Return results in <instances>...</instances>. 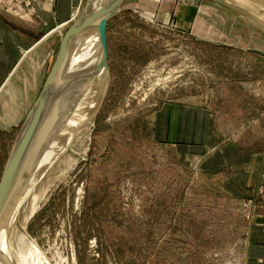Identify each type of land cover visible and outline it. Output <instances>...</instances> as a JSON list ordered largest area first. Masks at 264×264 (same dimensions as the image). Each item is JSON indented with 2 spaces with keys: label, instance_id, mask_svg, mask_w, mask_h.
Returning a JSON list of instances; mask_svg holds the SVG:
<instances>
[{
  "label": "rangeland",
  "instance_id": "rangeland-1",
  "mask_svg": "<svg viewBox=\"0 0 264 264\" xmlns=\"http://www.w3.org/2000/svg\"><path fill=\"white\" fill-rule=\"evenodd\" d=\"M88 1L53 36L60 49L33 112L76 20L86 10L91 19ZM111 7L107 91L93 124L61 139L56 159L44 150L8 234L14 263L31 250L25 264H247L252 228L264 217V55L253 52L264 53V26L229 0ZM91 62L62 70L77 75ZM29 124L0 152V188L8 166L12 178L0 191L1 216L18 188L21 168L12 163Z\"/></svg>",
  "mask_w": 264,
  "mask_h": 264
},
{
  "label": "bare ground",
  "instance_id": "bare-ground-1",
  "mask_svg": "<svg viewBox=\"0 0 264 264\" xmlns=\"http://www.w3.org/2000/svg\"><path fill=\"white\" fill-rule=\"evenodd\" d=\"M113 1L116 3L117 0L88 1L87 7L89 8L91 19L86 10L82 13V16L76 20L79 24L77 23L75 31L72 32L69 44L62 48L61 59L55 67L56 70L53 78L50 79V91L42 99L43 102L39 105L37 111L33 112V115L31 114L32 116L29 119L31 125L29 124L27 129L23 130L20 137V146H24L23 152L16 155L13 160L15 162L12 163V169L17 165H19V169L21 168L19 173L20 177L17 180L18 185H16L14 189L18 188L16 191L14 190L15 192L13 191V197L10 204H8L10 207L8 206L9 208L4 215L2 214L3 216L0 215V220L2 219L0 225V264H15L11 252H9V249L6 247L9 238L8 234L15 223L17 213H19L18 208L20 206L22 207L26 199L32 193L33 184L38 178L35 174L40 171L39 165L42 162L44 150L48 149L49 151V149H54L53 155L48 156L47 159L50 160L51 157L56 159L55 150L60 146L63 147L62 141L65 136L70 135V143L75 138V135L84 131L86 125L89 126L94 122L96 110L101 104V99H103L108 87L109 69L105 67L106 58L101 37L106 26V21L110 19V14L113 12L111 7ZM229 3L238 8H242V11L246 10L250 18L255 21L257 20L264 26V5L260 6L258 3H253L250 0H229ZM91 59V64L84 66V69L80 68L82 71L77 72V75L73 74L74 70L72 69L70 73H68V71L64 72L67 67H72L75 62L76 64L85 65L87 62H90ZM62 67L64 70H62ZM54 79L55 82L51 84ZM53 85L56 86L53 87ZM55 97H57V100ZM84 104H88V106L81 109L82 105L84 107ZM63 121L65 123H63ZM61 123L63 124L60 127ZM27 141L30 142L24 145ZM20 151H22V149ZM25 154H27L25 160L21 161ZM30 154L33 155L30 160L31 162L26 172L23 173L24 166L29 161H27L26 158ZM20 155H22L21 158H19ZM20 162H22L21 166ZM10 168L11 167L8 166L4 175L5 180L0 191L5 187L6 183L12 179L9 176ZM8 189L6 192L9 191ZM3 197L4 195L1 193L0 199ZM10 209L11 213L9 215ZM8 215L9 217L12 215V223L9 221V217L6 220ZM7 224L8 226L6 228ZM33 254L34 252L31 250L19 253V258L21 255V259H18L20 262L16 263L25 264V261H28V256L33 257Z\"/></svg>",
  "mask_w": 264,
  "mask_h": 264
},
{
  "label": "crops",
  "instance_id": "crops-1",
  "mask_svg": "<svg viewBox=\"0 0 264 264\" xmlns=\"http://www.w3.org/2000/svg\"><path fill=\"white\" fill-rule=\"evenodd\" d=\"M81 3L0 0V152L40 101L51 73V57L60 49L54 48L53 36L75 18ZM257 168V182L264 187V159ZM252 229L247 264H264V217Z\"/></svg>",
  "mask_w": 264,
  "mask_h": 264
},
{
  "label": "water",
  "instance_id": "water-1",
  "mask_svg": "<svg viewBox=\"0 0 264 264\" xmlns=\"http://www.w3.org/2000/svg\"><path fill=\"white\" fill-rule=\"evenodd\" d=\"M107 26H108V21H106V26H105V28L103 30V33H102V37L101 38H102V44H103L105 58H106L105 59L106 60L105 67L108 68V69H110L109 66H108V62H107V60L109 58V53H108V38H107ZM253 52L260 53V54L264 55V53H262V52H260L258 50L257 51H253ZM39 100H41V98ZM35 141H36V139H35ZM30 156H31V154H30Z\"/></svg>",
  "mask_w": 264,
  "mask_h": 264
}]
</instances>
